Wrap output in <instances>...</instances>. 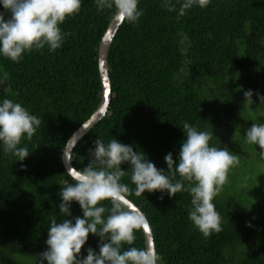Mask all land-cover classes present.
<instances>
[{"label": "trees", "instance_id": "obj_1", "mask_svg": "<svg viewBox=\"0 0 264 264\" xmlns=\"http://www.w3.org/2000/svg\"><path fill=\"white\" fill-rule=\"evenodd\" d=\"M170 2L174 11L165 0H139L143 15L118 27L107 52L108 110L75 144L71 165L82 170L96 140L114 138L167 173L164 158L172 153L178 162L184 123L212 132L211 146L240 157L213 200L221 232L205 238L194 226L188 192L135 196L125 163L121 169L129 175L122 182L133 189L128 198L147 217L158 264H264V159L245 138L253 123H264L258 99L264 96V0H210L183 16V0ZM113 12L81 0L79 13L60 25L66 35L59 49L45 45L19 62L0 54V104L11 99L42 121L33 138L18 145L30 151L23 161L5 154L0 142V264H39L51 217L64 219L61 187L72 181L62 154L100 104L98 48ZM247 90L253 92L250 106L244 105ZM70 211L73 222L83 218L77 202ZM135 235L131 246L145 248L142 230ZM99 245L100 238L89 234L81 258L89 248L98 254Z\"/></svg>", "mask_w": 264, "mask_h": 264}, {"label": "clouds", "instance_id": "obj_2", "mask_svg": "<svg viewBox=\"0 0 264 264\" xmlns=\"http://www.w3.org/2000/svg\"><path fill=\"white\" fill-rule=\"evenodd\" d=\"M138 3L139 0H96L98 10L114 9V18L129 23H135L143 15ZM209 3L210 0H183L179 15L183 16L193 6L204 8ZM0 5L4 9L0 12V54L19 62L23 53L43 49L45 45L53 52L59 49L66 35L60 25L79 13L81 0H0ZM164 6L169 11L175 10L170 0H165ZM252 97V90L244 92L245 106L253 104ZM258 99L264 104V96L258 95ZM41 123L20 103L4 99L0 104V142L5 154L14 155L19 161L27 158L29 149L18 145L25 136L30 141ZM183 131L186 139L180 147L178 162L172 153L164 158L167 173L157 169L142 152L114 138L108 143L96 140L87 166L82 170L68 168L72 182L69 179L63 182L59 204L64 219L57 223L56 216L51 217L47 250L40 254L39 264L44 261L47 264H158L162 258L154 246H131L136 240L135 233L146 232L149 223L128 198L133 189L122 182L129 175V171L121 169L125 163L130 165L135 196L166 191L172 198L181 191L188 192L191 195L188 215L194 226L205 238L221 232L222 218L213 200L223 190L230 170L239 164L240 157L228 148L211 146L212 132L199 131L189 123L183 124ZM245 138L248 144L259 147L260 158L264 159V123H253ZM73 201L83 212V218L76 217L74 222L68 218ZM105 202L111 207H106ZM89 234L100 238L99 253L89 248L87 256L81 258ZM124 245L130 247L124 250Z\"/></svg>", "mask_w": 264, "mask_h": 264}, {"label": "water", "instance_id": "obj_3", "mask_svg": "<svg viewBox=\"0 0 264 264\" xmlns=\"http://www.w3.org/2000/svg\"><path fill=\"white\" fill-rule=\"evenodd\" d=\"M121 23V21L113 17L100 41L98 48V70L102 86L101 101L95 112L73 133L66 143L62 154V161L66 172H68L69 167L73 168L71 165L70 155L75 144L106 114L108 110L111 93L107 72V52L114 34ZM142 232L145 238V246H154L150 226L146 232L143 230Z\"/></svg>", "mask_w": 264, "mask_h": 264}]
</instances>
